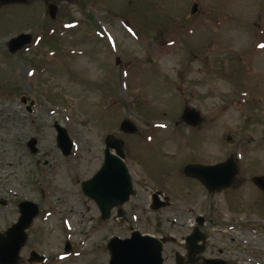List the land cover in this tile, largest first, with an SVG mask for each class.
<instances>
[{"label":"rangeland","instance_id":"rangeland-1","mask_svg":"<svg viewBox=\"0 0 264 264\" xmlns=\"http://www.w3.org/2000/svg\"><path fill=\"white\" fill-rule=\"evenodd\" d=\"M51 1L54 19L41 1L0 9V232L20 202L39 209L16 264H108L112 236L169 230L181 241L198 215L208 244L236 264H264V190L254 181L264 177V0ZM21 30L33 40L11 53ZM187 107L201 113L198 129L181 119ZM124 119L134 134L120 130ZM55 125L73 142L68 155ZM108 134L124 142L135 189L122 219L114 210L101 219L81 189ZM234 155L246 189L185 187L187 161ZM159 191L180 211L152 210ZM31 251L44 260L30 262Z\"/></svg>","mask_w":264,"mask_h":264},{"label":"water","instance_id":"water-1","mask_svg":"<svg viewBox=\"0 0 264 264\" xmlns=\"http://www.w3.org/2000/svg\"><path fill=\"white\" fill-rule=\"evenodd\" d=\"M28 0H0L1 4L14 2H27ZM198 10V4L194 3L191 13ZM48 11L52 18L56 17L57 7L54 4L48 5ZM32 35L21 33L8 41L9 50L15 52L24 45L29 44ZM25 102L26 99L23 98ZM182 120L192 126L198 125L202 121V116L195 108L187 107L182 113ZM57 131V144L64 155L70 154L73 142L67 130L59 125H55ZM120 129L125 133L136 132V126L128 119L121 122ZM36 139H31L28 143L30 150L36 152ZM123 140L115 135L108 134L105 137L104 160L100 169L88 180L81 182V188L88 197L92 198L101 211V218L107 219L111 216V209L128 202L130 196L135 193L129 169L124 162L125 152L123 150ZM114 150V152L111 151ZM186 174L199 178L212 192L220 191L232 184L237 172L236 156H231L227 160L214 165L190 164L185 166ZM256 184L264 190V177H255ZM155 199H159L158 194H153ZM158 208V207H153ZM39 212L37 204L31 201L19 203L18 220L0 232V264H16L20 258V250L27 240L26 230L31 225L33 219ZM122 212L119 209L118 215ZM199 222L203 218L199 217ZM198 230V228H197ZM195 241L201 239L197 234L191 238ZM190 239V238H189ZM165 238H157L149 234H142L138 230H133L130 237L119 238L114 236L108 242L110 252L109 264H163L162 250ZM66 249H70L66 243ZM44 260L35 251H31L29 261Z\"/></svg>","mask_w":264,"mask_h":264},{"label":"flooded vegetation","instance_id":"flooded-vegetation-1","mask_svg":"<svg viewBox=\"0 0 264 264\" xmlns=\"http://www.w3.org/2000/svg\"><path fill=\"white\" fill-rule=\"evenodd\" d=\"M37 1L46 2L47 5L53 3L51 0H30L27 3H12V4H1L0 3V9H2L3 7H9V6L23 8V7H27L31 2L34 3ZM53 4L55 5V3ZM22 32H28V31L21 30L20 32L16 34H20ZM6 47L8 50V43H6ZM24 48L25 50L27 49V47H24ZM24 48H21L18 51H21ZM187 127L189 129H198L199 126H189L188 125ZM168 128H169V125H168ZM219 162L220 161L215 162V163H206V162L201 163L200 161H196V160L187 161L182 167V172H183L182 177L185 179L184 180L185 187H188L189 190H192L193 187H198L201 191H205V193L207 192L210 193L211 196L218 192L220 193L224 190L227 191L233 188L237 190L238 187H241L240 189L245 187L246 189L247 181L246 180L244 181V179H239V178L237 179V176L239 174V166H238V173L235 176L232 184L229 187L224 188L223 190L218 191V192H212L205 184L202 183V181L199 178L186 174L184 172L185 166L190 165V164L213 165ZM237 164H238V161H237ZM167 179L169 181V175ZM154 193L155 192L151 194L152 200H151L150 208L152 210H155L157 208H153V207H158L159 209L165 208L169 210L170 206H172L171 194L168 193V194L163 195L162 191H159L157 192L159 193V199H155L153 198ZM190 194H191V191H190ZM172 208H175V207L172 206ZM113 210L116 211V213L119 212V208H114ZM113 210H112V213H113ZM176 210L180 211L179 208ZM121 212L123 213V209H121ZM199 217L200 216L198 215L196 218L197 225L195 224L192 227V231L186 236H183L181 238L182 239L181 241H177L175 236L169 234V230H167L166 233L159 236V237L166 239V242L163 245V255H162L163 264H236L230 258L227 251L223 253V250H221V248H218L212 244H208L209 236L206 233H204L202 231L203 228H201L205 222V219L203 220L202 223H200ZM118 219H122V217H118ZM193 234L199 235L201 239L198 241H195L193 237L191 238ZM171 245L173 246V248L171 247Z\"/></svg>","mask_w":264,"mask_h":264},{"label":"bare ground","instance_id":"bare-ground-1","mask_svg":"<svg viewBox=\"0 0 264 264\" xmlns=\"http://www.w3.org/2000/svg\"><path fill=\"white\" fill-rule=\"evenodd\" d=\"M65 226H66V227H68V224H67V223H65ZM239 237H240V235H239Z\"/></svg>","mask_w":264,"mask_h":264}]
</instances>
